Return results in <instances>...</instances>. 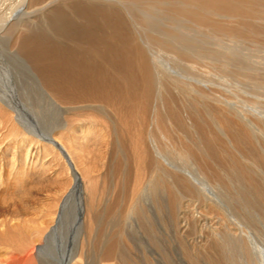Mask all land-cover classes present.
I'll return each mask as SVG.
<instances>
[{
	"label": "rangeland",
	"instance_id": "1",
	"mask_svg": "<svg viewBox=\"0 0 264 264\" xmlns=\"http://www.w3.org/2000/svg\"><path fill=\"white\" fill-rule=\"evenodd\" d=\"M171 1L169 0L159 1V2L154 1L153 3L152 0H146L145 2L144 0H137V1L136 0H93V1L92 0L90 1L89 0H57L54 3L55 6L53 4V8L50 11L44 12L43 14H37V17L36 16L34 18L30 17L31 19H27V20L25 19V28L19 33L14 34L13 38L11 40H8L5 45H16V41H18L19 39L20 40L23 39L29 42L32 41L31 43L35 41L34 43L41 45L39 46V48L43 50V52L42 50H40L43 63L45 66L43 68H45V70H47L48 73L52 74V76L54 75L55 77L57 75L62 74L63 70L61 69L64 68L63 65H65V61L67 59V64L70 68L71 73L73 74L74 77L76 78L78 77L79 79H81L80 82L82 81L85 85L88 84V86L93 85V89L94 88L98 89L100 85L104 87L108 84L106 86V89L109 88V93L113 89V94L117 93L116 96L120 97V98L117 97L118 100L119 99L122 100L123 98H126V97H132L136 99L137 106L141 103L140 94H142L141 93L142 86H141V83L139 82L140 76L138 75L136 71V67H135L137 64V58H135L133 54H134L135 49L140 48L145 51L148 64L151 66L155 65V66H152L154 70H157V69L161 70L163 65H168L170 67L172 65L173 67L171 68L173 70L180 72L182 75L186 76V79H188L192 84H194V81H202L204 83L206 82L205 84L209 85L211 89L210 91H212L213 94L216 93L215 95H219V96L224 94L225 89H230L233 96H235L233 97V102H232L235 112L236 111H239L240 113L248 112L249 108L253 107V104H257L258 106L263 107L264 106V89H262V87L264 86L261 84H257L258 82L255 79V75L257 73V68L259 69L263 67L262 69L264 73V64L257 65L254 62L260 61L262 58H264V17H263L264 16V3H263L264 0H252L253 2L251 0H249L248 2H245L243 0H234L233 4H239V2H243L244 3L243 5L245 6L244 10H241L239 12H227V11H222V10H211L210 9V12L206 18V21L204 19L203 21L199 23L193 20L194 18L192 17L194 13L199 12V10L196 7L190 10H187L188 12L185 11L186 13H184L182 11L180 12V9L178 8L179 7L178 5H180L179 2L181 0L180 1L171 0ZM177 1H179L178 2L179 4L177 3ZM79 2L82 3V5ZM97 3L99 4L101 3L102 5L101 4L98 5ZM148 4H153V5H148ZM159 4L160 5L162 4V7H160ZM14 5L15 3L12 1V6H11L12 12L15 10ZM83 5H87V6L82 7ZM143 5L145 6L141 7ZM156 5L159 6V8ZM151 6L152 7L156 6L155 7L156 9L153 8L156 11H154ZM170 6L171 7L173 6V8H171ZM146 7H147V11H146ZM167 8L169 9V11H167L168 10ZM114 9L115 11H113ZM30 10L31 9H28L26 11H30ZM92 11L95 12L94 13L95 15L93 14ZM176 11L178 13H175ZM78 12L81 15H79ZM130 12L131 13L134 12L133 15ZM144 14H146V16ZM159 14L162 15L163 17L160 16ZM168 15H174V16L168 17ZM179 15H181L180 18H179ZM219 16L221 17L220 19H218ZM87 17L91 18V20H89L90 23L88 22ZM132 17L134 18V20ZM165 17L167 19L169 18V20L167 21ZM181 17L182 18L185 17V18L182 19ZM211 18L213 19L211 20ZM132 20L136 22H133ZM92 21L94 22L92 23ZM194 21L196 23H194ZM146 23H149L150 25ZM176 23L178 25H176ZM222 24H225V25H222ZM213 25H219V26L222 25L227 28L229 27L230 32H224L221 30L219 31V30L213 29L211 27ZM196 26L199 28H197ZM169 27L171 30L169 29ZM213 30H215L214 31L215 33L213 32ZM174 33L177 35V37L176 35H174ZM133 37L135 40H133ZM149 39H151L150 40L151 42L149 41ZM160 39L161 40L163 39V40L160 41ZM165 41L167 42L166 44H165ZM0 44L3 45V43H0ZM136 44H139V45H136ZM120 47L122 50L126 52H123L120 49ZM130 47L132 48L130 49ZM95 48L97 50H95ZM118 48L121 51H119ZM95 51L97 52L96 55L94 54ZM130 55H131V58H130ZM78 57H80V59L83 58V60L84 59L85 60L81 61ZM226 57L228 58L226 59ZM113 58L115 59V61L113 60ZM72 59L74 62L76 61L77 64H75L76 62L73 64ZM88 60L91 64L88 63ZM102 60H104L105 64L102 62ZM107 60L108 61L110 60V61L108 62ZM112 61L115 65L112 64ZM86 62L87 64L85 65ZM228 63H230L231 65H229L227 68L225 65ZM129 64L130 66L128 67ZM116 65H119L120 68L117 67ZM124 66L126 67V69H122L124 68ZM250 66L252 67V71L246 72L245 70L247 68H250ZM115 67H117V69ZM85 68L87 70H85ZM120 69L123 70V73L126 70L127 72L123 74L122 71H120ZM103 70H104V73H103ZM116 70H119V72L122 74H120ZM219 70L223 72V74H221ZM87 71H89L90 73H87ZM110 72L112 74H110ZM135 77H138V78L136 79ZM136 80H138V82ZM123 81H126V84L127 83L128 84L126 85L125 82L123 83ZM19 83L20 84L22 83V84L17 85L19 90L17 93L16 101L18 103L20 102L19 104H21V106L19 104L18 105L21 108L22 116L26 120H28V122L30 121L29 122L30 124L36 125V128L39 127L42 129H49V126H52L51 124H55L56 123L55 121L61 118V113H59L56 109H54V107H52L48 103V100L38 93L37 89L34 87V85H32L29 78L25 77L22 80V82H19ZM130 83L132 84V86ZM97 85H99V87H97ZM156 86H157V78H155V82H154V86L152 90L153 96L156 93ZM137 89H139V91ZM114 90H117V92ZM174 93L175 95H173ZM168 94L172 96L171 97L172 101H170L171 104H169L171 106V107L169 106V110H170L169 112H171V114H174L175 118L178 112L182 111L183 107H185L186 109L191 108L197 113L202 112L201 115H203L206 108L213 103V101L210 100L209 98L205 100L206 98L200 99L199 96L198 95L196 96V94L194 93L189 94L186 88H184V90L182 89V93L180 94H178L177 91L172 90V89L170 93L168 92ZM196 97H198L199 99ZM194 98H196L197 100ZM91 99H94V98H91ZM91 99L84 101V102L80 101V99H77V98L69 99L72 103H73V100H76L77 102L75 101V103L72 104L69 101H66L67 105L68 103L70 105L67 108H73L75 110H72V111H74L75 113L77 112L78 114H82V115L84 113L85 115L87 113L94 114V111L90 110L91 112H93V113H90L89 110H86L87 106L90 105L91 103H95L94 101H96V103L97 102L101 103V102L97 100H91ZM178 99L180 100L178 101ZM176 101H177V104H175ZM188 101L191 104L193 101V105L188 103ZM178 102H179V105H178ZM184 102L185 104H183ZM198 103H200L201 105ZM102 104L106 106L105 102ZM188 105L189 107H187ZM77 109H80V110L85 109L86 112L85 110L80 111ZM202 109L204 111H202ZM64 110H66V108ZM59 111L62 112L61 109ZM120 112L122 113V109ZM137 113L134 114V116H136L137 118L138 116L141 117V115H138L139 113L138 114ZM6 114L8 116H11L10 113H6ZM97 114H98L97 116H100L99 113ZM118 117L117 119L119 120ZM136 117H135V122H136ZM236 119L235 121L237 122L238 120ZM132 120H134V117ZM98 123H99L98 126H96V132H98L97 134L100 135L99 138L101 137L100 143L98 144L99 145L97 148L98 150L94 148L93 149L94 153L92 151L91 153H93L92 156L94 158L101 157V162H100L101 165L99 164L98 170L97 172H95V174L96 175L100 174L103 177H105V178L102 177V180L103 181L106 180L105 184H106V191H107L106 194L107 195L105 196L106 198L103 204L99 206L98 210H96L97 215H99V217L96 218L97 225L95 226V228L97 227V229H94L95 232H93L91 235L90 234L86 236L82 235L83 240L86 238V241L84 240V244H86L84 246V252H88V255L85 254V257L88 256L86 257L87 263L88 261H90L89 264H94L93 259H95V257L99 254L100 249L102 248L100 247V242H103L104 243L103 251L107 250L104 254V258L107 255L108 249H111V247L113 248L115 245H118L119 247L118 254L121 256L120 258L126 262V264H135V262L139 264V260L142 264H203L201 254H198L197 250H193L194 246L196 245L195 244L196 241H204V240L211 239L207 237V235L212 234L211 233L213 231L212 228L214 227L218 228L215 231L218 230L219 233L223 231L226 234H228L229 232H236V233L238 232V230H236L237 227L234 226V224L236 222H239L240 219L242 220L247 217L246 216L247 214L245 213L246 209H244V207H246V204H247L246 202L249 200L248 193L242 191L237 186H230L228 184H224L222 186H216L212 184L208 186V184L205 181H203L201 178H199L200 179L199 184L196 183L195 181H193L192 183L193 185L189 182H186L185 185H180L175 188L171 187V183L172 182L174 183V181L168 178L167 179L168 184L166 186L164 185V183L162 184L163 189L165 190H163L162 188L161 189L158 188L160 191L158 190L155 194L156 197H154V199L155 200L157 199V200L156 202L154 200L155 204L153 206H149L148 208L145 207L143 211L142 210H136L137 212L133 211L131 209L132 208L131 199L133 196V190H135L134 187H135V182L137 178V171H138L137 162L138 161L132 152V145H131L132 140H130L129 137L126 136V131L125 132L122 131L123 130L122 126L119 124L118 126L119 138L117 140H114V142L110 141L108 145H104L105 141L111 138L108 139V133H107L105 125H103L102 122L100 121ZM183 123H184V119H183ZM183 123L182 122L180 123V127L183 126L181 127V129L187 127L186 123H184L185 127ZM9 127H12V126L7 125V127L4 128L5 129L4 137L0 138V264H3V262L4 264H10V263L20 264V261L24 258V256L32 257V254L34 255V251L32 250L34 244H30L32 242L31 240L36 241V243L39 242L37 240L38 237L36 239L34 228L41 227L43 228V229L40 228L41 230H45L52 224L53 222L52 217H54L53 212L55 211V208H56L55 205L57 203L56 202L57 194H58L57 192L61 191V188H62L61 183L66 182L67 180L65 179V176H66L65 173L64 175H60V177L59 176L56 177L55 175H52L50 172L44 176L40 173L39 174L34 173V170L32 171V167L30 166V164L20 165L18 163V160H19L18 157L20 155L21 147L24 146L22 147V149L24 148L25 150L30 145V147L34 149V151L37 150L38 152L42 153V156H44L43 160L48 159L49 161H51L55 159V161L53 162L57 165L56 166L57 168H58V165H59V169L64 167L63 163L61 162L62 161L61 157L56 153L55 150L51 148L46 149V147H41V144L36 143V139L32 136V134L31 135L27 133L25 134L24 132L18 131L16 129H12L13 127L12 128H9ZM164 128L166 129V127ZM181 131L187 132L186 137L190 141V144L192 143L190 146L194 147V150H195V151H192L195 154L193 155L195 156L196 159H198L199 163H201V158H202L201 164L204 165L205 163V166L211 165V162L214 161V163L216 164L219 163L218 166L220 167L221 171L222 170L224 171V169H226L225 166H226L228 158H231L233 160L235 157L234 160H236L238 164L240 162H243V160L240 159L241 155L242 156L245 155L243 151L244 150L243 144L237 143L234 149L235 151L228 150L227 148H225L226 146H224L225 144H224V140L222 136H220V134H217V135L214 134L217 139V141L215 142L216 145H213L215 149L213 150V152L208 153L209 157H206L205 154L202 152V148L200 147L201 144H197L199 137L201 136L199 135L200 134L199 127H197L194 130H189L186 128ZM172 134L174 137L177 133L172 132ZM157 137H158V134H157ZM191 137L193 139H191ZM24 139H26L27 141ZM22 140H24V142ZM159 140H162V139L159 138L158 141ZM198 143H200V141ZM165 144L168 145V143L163 142L164 148H163L162 154L165 156L167 161L171 162V164L174 166L175 169L177 167L180 168L182 170L181 173L189 174V172H191V173H194L195 176H197L198 173L197 174L195 173L196 168L192 165L190 160L179 159L177 155L170 150L169 147L167 148L165 146ZM199 148L201 149V151ZM5 149L7 153H3ZM224 155L225 157H223ZM238 155H240V157ZM222 157L224 158V160ZM133 159H136L135 162ZM124 167H126V170ZM102 168H105L104 171ZM174 168L169 167V169L173 172L175 171ZM101 169L103 172L100 171ZM221 171H220L218 180L223 181L224 180L223 174H222L223 171L222 172ZM161 173L162 172L160 171V174ZM134 175H136V177ZM125 181L127 183H125ZM173 190L175 193H173ZM177 190H178V193H176ZM187 190L189 193L187 192ZM181 191L183 192L181 193ZM166 195L170 197H166ZM174 197L176 198V200ZM169 199H172V202L170 201L171 204L168 203ZM164 200L165 202L167 201L166 202L167 204L164 202ZM168 204H170V206ZM159 206L161 209L159 208ZM173 208H175L176 210L175 212ZM164 211H167V212H164ZM147 213H150V214L148 215ZM243 213H245V215ZM77 214H78L77 204H72L68 208V210H66L63 216V219H62L63 220L62 232L60 233L61 239L59 240L61 242L56 243V245L53 246L54 254H52V256L50 255V258H52L53 260H58V258L61 257L62 253L65 254V258L67 260L68 257L72 255V249L76 248L77 240L80 237V226H79ZM106 218L108 219L106 220ZM213 221L216 223L213 224ZM33 223H35L34 226H33ZM112 226L113 227L116 226V227L113 228ZM31 227L33 228L31 229ZM144 227L145 228L147 227V228L145 229ZM119 228H120V231H119ZM25 230H27L28 232L25 235L26 237H28V239H26L28 242L27 241L25 242L24 238H22L21 236V233H23ZM94 237L97 238V240L95 239L96 241L94 240V243H92L91 241L93 240ZM89 241H90V246H89ZM195 248L197 247L195 246ZM88 249H90V251ZM122 252L123 254H121ZM93 253H95L94 256H93ZM4 254H6L7 257L4 256ZM30 259L31 258H29L26 264H29V263L32 264Z\"/></svg>",
	"mask_w": 264,
	"mask_h": 264
},
{
	"label": "bare ground",
	"instance_id": "2",
	"mask_svg": "<svg viewBox=\"0 0 264 264\" xmlns=\"http://www.w3.org/2000/svg\"><path fill=\"white\" fill-rule=\"evenodd\" d=\"M12 1L15 3V5H14L15 10L13 12L11 10ZM56 1L57 0H0V43H3V45L0 44V138L4 137V133H5L4 128H6L7 125H11L13 128L12 127H9V128L16 129L18 131L24 132L25 134L26 133L29 135L32 134V136L36 139V143L41 144V147H46V149L51 148V149L56 151V153L61 157V159H62L61 162L63 163L64 167L59 169V165H58V168H57L56 167L57 165L53 162V161H55V159L51 160V161H49L48 159L43 160L44 156H42V153L38 152L37 150L34 151V149H32L30 147V145L25 150H24V148L22 149V147H24V146L21 147L20 155L18 157L19 158L18 163L20 165H29L30 164V166L32 167V171L34 170V173H36V174L40 173L44 176L47 175L49 172L52 175H55L56 177H58V176L60 177V175H64V173H65V175H66L65 179L67 180L66 182L61 183V186H62L61 191L57 192L58 193L57 199H56L57 203L55 205L56 206L55 211L53 210L54 211L53 212L54 217H52L53 218L52 224L48 228H46L45 230H41V229H43L41 227H40L41 229L39 227L34 228V230H35L34 232L36 234V239L38 237L37 240L39 241L36 243V241L31 240L32 242L30 244H34L33 249H32L34 251V255L32 254V257H28V256L25 257L24 256V258L20 261V264H26V262L29 260V258H31L30 261L32 262V264H89L90 263V261H88V263L86 261V257H88V256L85 257V254L88 255V252H84V246L86 245V244H84V240L86 241V238L84 237L85 239L83 240V236H86L89 234L91 235L93 232H95L94 229H97V227L95 228V226L97 225L96 218L99 217V215H97L96 210H98L99 206H101L103 204V202L106 198L105 196L107 195L106 194V192H107L106 191V184H105L106 180L105 181L102 180V177H103L102 175H100V174L96 175L95 174V172H97L99 164L101 162V157L100 158H94L92 156L94 153L93 149L94 148L97 149L99 146L98 144L100 143L101 137L99 138L100 135H98L97 134L98 132H96V126H98L99 121L102 122L103 125H105L107 133H108V139L111 138V139L105 141V143L103 142L104 145H108V143H110V141L114 142V140H117L119 138V128H118L119 124L122 126V129H123L122 131H124V132L126 131V136H128L129 139L132 140V144H131L132 145V152L138 161V162L136 161L137 165H138V167H137L138 171L136 170L137 171V178H136V182H135V187L133 186L135 190H133V196L131 199V206H132L131 209L133 211H136V210H142L143 211L145 209V207L148 208L149 206H153L155 204L154 203V200H155L154 197H156L155 196L156 192L161 188L163 189V185H162L163 183L165 186L168 184V182H167L168 178H170L171 180L174 181V183L173 182L171 183V187H174V188L178 187L180 185H185L186 182H189L192 184L193 181H195L196 183L199 184L200 183L199 178H201L203 181H205L208 184V186L212 185V184L216 185V186H222L224 184H228L230 186H237L242 191L248 193V199H249L247 202L245 201L247 204H246V207H244V209H246L245 213L247 214L246 215L247 217L244 218L245 220L240 219L239 222H236L234 224V226L237 227L236 230H238V232L237 233L236 232H229L228 234H226L223 231V232L219 233L218 230L215 231L218 228L214 227V228H212V230H213L211 232L212 234L207 235V237H209L211 239L204 240V241H196L195 240L196 242L195 241L194 242H195V244H196L195 246L197 248H195V246H194V249L193 248L192 249L197 250L198 254H201L203 264H264V106L260 107L257 104H253V107L249 108L248 112H241V113L239 111L235 112L234 108H233V103H232L233 97H235V96H233L230 89H225L224 94L221 96L215 95L216 93L213 94L212 91H210L211 89H210L209 85L205 84L206 82L204 83L202 81H194V84H192L188 79H186V76L182 75L180 72L173 70L171 68V67H173L171 64H170L171 67L168 65H163L161 70L160 69L154 70L152 68V66H155V65L151 66L148 64L147 58H146V53L143 49H140V48L135 49L134 54H133L134 57L137 58V64L135 67H136V71H137L138 75L140 76L139 82L141 83V86H142V92H141L142 94H140L141 95V101H140L141 103L140 104L138 103L139 104L138 106L136 104V99H134L132 97H126V98H123L122 100H120V99L118 100L117 97H119V96H116L117 93L113 94V89L111 90L112 94H111V92L109 93V88L106 89V86L108 84L104 87H102L101 85L99 87V85H97V87H99V88L93 89V85L88 86V84L85 85L82 81L80 82L81 79H79L78 77L77 78L74 77L73 74L71 73L70 68L67 64V59L65 61V65H63L64 68L61 69V70H63L62 74L57 75L55 77H54V75L52 76V74L48 73L47 70H45V68H43L45 66H44L41 51H40L42 49L39 48V46H41V45L34 43L35 41H33V43H31L32 41L29 42V41H26L23 39L22 40L19 39L18 41H16V45H5V44L8 40H11L13 38L14 34L19 33L20 31H22L25 28V19L26 20L31 19V18H34L35 16L37 17V14H43L44 12L50 11L53 8V4ZM145 1L146 0H144V2ZM154 1L159 2V1H165V0H154ZM154 1L152 0L153 3H154ZM169 1H171V0H169ZM179 1H177V3ZM233 1L234 0H181L179 2L180 5H178L179 6L178 8L180 9V12L182 11V12L186 13V12H188L187 10H190V9L196 7L199 10V12L196 11L197 13H194V15L192 17L194 18L193 20H195L197 23H199V22L203 21L204 19L206 21V18L209 15L210 9L211 10H222V11H227V12H239L241 10H244L245 6L243 5L244 4L243 2H239V4H233ZM243 1L248 2L249 0H243ZM142 2H140V3H142ZM148 2H150V1H148ZM80 4L82 5V3H80ZM97 4L100 5L101 3L100 4L97 3ZM145 4H147V3H145ZM148 5H153V4H148ZM54 6H55V4H54ZM84 6H87V5H83L82 7H84ZM144 6L145 5H143L141 7H144ZM159 6L162 7V4L161 5L159 4ZM159 6H157V7L159 8ZM155 7H152V9ZM171 8H173V6ZM28 9H31V10L26 11ZM90 9H91V7H90ZM143 10H145V9H143ZM113 11H115V9ZM146 11H147V7H146ZM154 11H156V10H154ZM161 11H162V9H161ZM167 11H169V9ZM94 13L95 12H93V14ZM133 13H131V14L133 15ZM175 13H178V12L176 11ZM78 14H79V12H78ZM141 14H143V13H141ZM164 14H165V12H164ZM168 14H169V12H168ZM79 15H81V14H79ZM144 15L146 16V14H144ZM181 15H182V13H181ZM181 15H179V18ZM160 16H162V15H160ZM169 16L172 17L174 15H168V17ZM123 17H121V18H123ZM166 17H165V19L168 21L169 18L167 19ZM40 18H41V16H40ZM183 18H185V17H183ZM220 18L221 17L219 16L218 19H220ZM255 18H257V17H255ZM212 19L213 18H211V20ZM89 20H91V18H88V22H89ZM133 20H134V18H133ZM140 20H142V19H140ZM172 20H173V18H172ZM209 20H210V18H209ZM195 21H194V23H196ZM93 22L94 21H92V23ZM133 22H136V21H133ZM192 23H193V21H192ZM146 24L150 25L149 23H146ZM215 24H217V23H215ZM218 24H220V23H218ZM176 25H178V24L176 23ZM189 25H190V23H189ZM222 25H225V24H222ZM222 25L221 26L213 25L211 27L213 29H216L219 31L221 30L224 32H230L229 27H228L229 28L228 29L227 27L222 26ZM173 26H175V25H173ZM150 27H152V26H150ZM197 28H199V27H197ZM169 29H170V27H169ZM194 29H195V27H194ZM214 31L215 30H213V32ZM169 34H171V33H169ZM174 35H176V34L174 33ZM231 36H232V34H231ZM176 37H177V35H176ZM182 37H183V35H182ZM133 40H135L134 37H133ZM150 40L151 39H149V41ZM162 40L160 39V41H162ZM136 41H137V39H136ZM166 43L167 42L165 41V44ZM136 45H139V44H136ZM37 46H38V48H37ZM164 46H166V45H164ZM169 47H170V45H169ZM174 47H175V45H174ZM131 48L132 47H130V49ZM120 49H121V47H120ZM120 49H119V51L122 50V49L121 50ZM95 50H97V49L95 48ZM122 51L126 52L124 50H122ZM42 52H43V50H42ZM96 53L97 52L95 51L94 54L96 55ZM112 55H113V53H112ZM74 56H76V55H74ZM74 56H72V57H74ZM118 56H120V55H118ZM172 56H174V55H172ZM80 57H78V58L80 59ZM105 57H106V55H105ZM222 57H224V56H222ZM70 58H71V56H70ZM94 58H95V56H94ZM97 58H98V56H97ZM130 58H131V55H130ZM157 58H159V57H157ZM227 58L228 57H226V59ZM165 59H166V57H165ZM80 60L84 61L85 59L83 60V58H82ZM89 60H88V63L91 64L89 62ZM113 60L115 61L114 58H113ZM72 61H73V59H72ZM134 61H133V63H134ZM75 62L73 61V64ZM102 62L104 63V60H102ZM221 63H223V62H221ZM254 63L257 65H263L264 64V58H262L260 61H255ZM75 64H77V62ZM86 64H87V62L85 63V65ZM112 64L115 65L113 63V61H112ZM229 65H231V64L228 63L225 66L228 68ZM116 66L119 67V65H116ZM129 66H130V64L128 65V67ZM245 66H247V65H245ZM251 66H250V68H247L245 71L251 72L252 71ZM87 67H88V65H87ZM117 67H115V68L117 69ZM262 68H259V69L257 68V73L255 75V79L258 82L257 84H261L264 86V73H263ZM79 69H81V68H79ZM122 69H126V67L124 66V68H122ZM122 69H120V71H122V73H123ZM85 70H87V69L85 68ZM101 70H102V68H101ZM220 70H222V69H220ZM116 71L119 72V70H116ZM125 72H127V70ZM87 73H90V72L87 71ZM103 73H104V70H103ZM122 73H120V74H122ZM131 73H132V71H131ZM94 74H95V72H94ZM110 74H112V73L110 72ZM221 74H223V72H221ZM25 77L29 78L30 82L37 89L38 93L41 94L43 97H45L48 100V103L52 107H54V109H56L59 113H61V118L58 119L57 121H55L56 122L55 124H51L52 126H49V129H42L39 127L36 128V125L30 124L29 123L30 121L28 122V120H26L22 116L21 108L19 107V105L21 106V104H19L20 102L18 103L16 101V97H17V93L19 90L17 85H19L20 84L19 82H22V80ZM118 77H120V76H118ZM135 78L137 79L138 77H135ZM155 78H157V86H156V93L153 96L152 90H153ZM250 78H252V77H250ZM116 79H118V78H116ZM138 80H136V81L138 82ZM99 81H101V80H99ZM103 81H104V79H103ZM129 81H130V79H129ZM96 82H98V81H96ZM124 82L126 84V81H123V83ZM133 82H135V81H133ZM223 82H225V81H223ZM216 83H217V81H216ZM217 85H219V84H217ZM131 86H132V84H131ZM184 88H186L188 90L189 94L194 93V94H196V96L198 95L200 99L206 98L205 100H207V98H209L210 100L213 101V103L211 105H209L205 111L202 109V111H204L203 115H201L202 112L197 113L193 109H191V108L186 109L185 107H183L184 109L182 108V111L178 112L177 115L175 113L176 118L174 117V114H171V112H169L170 111L169 110V106H170L169 104H171L170 101H172L171 100L172 96H170V94H168V92L170 93V91L172 89V90L177 91L178 94H180V93H182V89L184 90ZM262 89H264V87H262ZM137 90L139 91V89H137ZM114 91L117 92V90H114ZM185 92H186V90H185ZM221 93H223V92H221ZM173 95H175V93ZM191 97H192V95H191ZM193 97H195V96H193ZM76 98L80 99V101H82V102L87 101L91 98H94L91 100H97V101H100L101 103H98V102L96 103V101H94L95 103H91L90 105L87 106L86 110L94 111V114H88L87 113L85 115V113H84L82 115V114H78L77 112L75 113L74 111H72V110H75L73 108H67L70 105H69V103L67 105L66 101H69L70 103H72L69 99H76ZM196 98H198V97H196ZM196 98H194V99H196ZM183 99H185V98H183ZM106 100H108V101H106ZM179 100L180 99H178V101ZM75 101L76 100H73L72 104H74ZM104 102H105L106 106H104L102 104ZM188 103H190V102L188 101ZM175 104H177V101ZM183 104H185V102ZM186 104H187V102H186ZM198 104H200V103H198ZM178 105H179V102H178ZM191 105H193V101H192ZM187 107H189V105ZM65 108H66V110H64ZM60 109L62 110V112L59 111ZM121 109H122V113L120 112ZM77 110H80V109H77ZM81 110H83V109H81ZM86 110H85V112H86ZM118 110H119V112H118ZM91 111H90V113H93ZM178 111H180V110H178ZM6 113H10L11 116H8ZM97 113H99L100 116H97L98 115ZM136 113L138 115H141V117L138 115H137L138 118L136 116H134V114H136ZM117 117L119 118V120L117 119ZM133 117H134V120H132ZM135 117H136V122H135ZM236 118H238V119H236ZM183 119H184V123H186L187 129L194 130L197 127H199V131H200L199 135H201V136L199 137V140H198V142L200 141V143L197 142V144H201L200 147L202 148V152L205 154L206 157H209L208 153L213 152V150L215 149L213 146V145H216L215 142L217 141L215 135L220 134V136H222V138L224 140V144H225L224 146H226L225 148H227L228 150L235 151L234 149H235V146L237 143L244 145L243 151H244L245 155H243V156L241 155V157H240V155H238L240 157V159L243 160V162H240L241 164L240 163L238 164L236 162V160H234L235 157L233 160L231 158H228L226 166H225L226 169H224V171L222 170L224 180L223 181L218 180L219 174L221 171L220 167L218 166L219 163L216 164L213 161V162H211V165L205 166V163H204V165L201 164L202 158H201V163L198 162V159H196L194 156L195 155L194 152H192V151H195L194 147L190 146L192 143L190 144V141L186 137V133H187V132H185L186 130L181 131L183 129H186V128L181 129V127H183V126L180 127V123L181 122L183 123ZM235 119L238 121L236 122ZM117 121H119V122H117ZM179 121H180V123H179ZM133 124H134V126H133ZM164 127H166V129ZM184 127H185V124H184ZM172 132L177 133L174 136L175 138L173 137ZM157 134H158V137H157ZM190 136H191V134H190ZM157 138L158 139L160 138L162 140L158 141ZM129 139H127V140H129ZM191 139H193V138L191 137ZM24 140H26V139H24ZM24 140H22V141L24 142ZM163 142L168 143V145L165 144V146L167 148L169 147L170 150L172 152H174L179 159L190 160L192 165L196 168L195 173L196 174L198 173L197 176H199V177L195 176V174L191 173V172H189V174L181 173L182 170L178 167L175 169L174 166L171 164V162H168L167 159L165 158V156L162 154L163 148H164ZM21 145H22V143H21ZM99 150H100V148H99ZM91 151L93 153H91ZM200 151H201V149H200ZM42 152H44V151H42ZM3 153H7L6 149L4 150ZM114 154H115V152H114ZM126 156H127V154H126ZM196 156H198V155H196ZM219 156H221V155H219ZM223 157H225V155ZM114 160H115V158H114ZM126 160H127V158H126ZM131 160H132V158H131ZM133 160L135 162L136 159H133ZM223 160H224V158H223ZM123 161H124V159H123ZM113 162H115V161H113ZM166 163H167V165H166ZM242 163H244L245 165ZM108 164H109V162H108ZM123 166H124V164H123ZM169 167H171V168L173 167L175 171L174 172L171 171L169 169ZM124 168L126 170V167H124ZM102 169L104 171L105 168H102ZM102 169L100 171H102ZM146 171H147V173H146ZM160 171L162 172L161 174H160ZM190 171H191V169H190ZM29 174H30V172H29ZM134 176L136 177V175H134ZM157 176H158V178H157ZM103 178H105V177H103ZM131 182H133V181H131ZM125 183H127V182L125 181ZM58 185H60V184H58ZM118 186H119V184H118ZM126 186H127V184H126ZM58 189H59V187H58ZM163 190H165V189H163ZM174 190H173V193H175ZM125 191H124V193H125ZM166 192H168V191H166ZM182 192L183 191H181V193ZM187 192H188V190H187ZM176 193H178V190ZM125 196H124V198H125ZM161 197H162V195H161ZM166 197H170V196L166 195ZM206 198H208V197H206ZM172 199H169L168 203H170V201L172 202ZM156 200H155V202H156ZM175 200H176V198H175ZM233 201H235V200H233ZM161 202H163V201H161ZM164 202H165V200H164ZM124 203H125V201H124ZM72 204H77V206H78L77 216H78V221H79V226H80V237L78 238L79 242L77 240V243H76L77 246H76V248L72 249V255L70 257H68L67 260L65 258V254H63V253L61 254V257L58 258V260H53L52 258H50V255L52 256V254H54L53 246H55L56 243L61 242L59 240L61 239L60 233L62 232L63 216H64L66 210H68V208ZM170 204H168V205L170 206ZM180 204H181V202H180ZM172 205H174V204H172ZM223 205H225V204H223ZM109 206H110V204H109ZM155 206H154V208H155ZM163 206H164V204H163ZM234 206H236V205H234ZM124 207H125V205H124ZM173 207H175V206H173ZM104 208H106V207H104ZM159 208H160V206H159ZM195 209H196V207H195ZM173 210H174V212L176 211L175 208H173ZM164 212H167V211H164ZM245 213H243V214L245 215ZM147 214L149 215L150 213H147ZM107 219L108 218H106V220ZM100 220H102V219H100ZM120 220H121V218H120ZM194 220H196V219H194ZM111 222H112V220H111ZM113 223H114V221H113ZM215 223L216 222L213 221V224H215ZM34 224L35 223H33V226H34ZM145 225H146V223H145ZM131 226H132V224H131ZM115 227H113V228H115ZM129 227H130V225H129ZM227 227H229V226H227ZM32 228L33 227H31V229ZM110 228H111V226H110ZM25 231L23 233H21V232L20 233H21L22 238H24V240L26 242L27 241L26 239H28V237H26L25 235L28 232H27V230H25ZM119 231H120V228H119ZM9 234H10V232H9ZM95 237L91 241L92 243H94L95 239L97 240V238H95ZM6 238H7V236H6ZM25 242H24V244H25ZM27 244H29V243H27ZM89 246H90V241H89ZM100 247H102V248L100 249V252L97 255L98 258L96 256L95 259H93L94 264H96V263L97 264H126V262L123 259H121L120 258L121 256L118 254L119 253L118 252L119 251L118 245H115L113 248L111 247V249H108V252H107V255L105 258H104V254L107 250L103 251V248H104L103 242H100ZM208 249H210V250H208ZM88 250L90 251V249H88ZM66 251H67V249H66ZM102 252H103V254H102ZM57 253H59V252H57ZM94 254L95 253H93V256H94ZM121 254H123V252ZM99 255H100V257H99ZM4 256H6V254H4ZM89 256H91V255H89ZM146 262H148V261H146ZM140 263L141 262L139 260V264ZM3 264H4V262H3ZM29 264H31V263H29ZM135 264H138V263L135 262Z\"/></svg>",
	"mask_w": 264,
	"mask_h": 264
}]
</instances>
